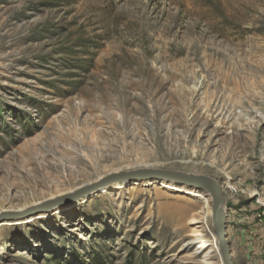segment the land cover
<instances>
[{"label":"rangeland","instance_id":"obj_1","mask_svg":"<svg viewBox=\"0 0 264 264\" xmlns=\"http://www.w3.org/2000/svg\"><path fill=\"white\" fill-rule=\"evenodd\" d=\"M264 264V0H0V264ZM27 212V213H25Z\"/></svg>","mask_w":264,"mask_h":264},{"label":"water","instance_id":"obj_2","mask_svg":"<svg viewBox=\"0 0 264 264\" xmlns=\"http://www.w3.org/2000/svg\"><path fill=\"white\" fill-rule=\"evenodd\" d=\"M153 178L176 182L181 186L191 187L196 190L202 191L205 193V195H208L210 197V221L211 227L215 234L220 261L221 264H232L230 251L228 249L227 235L225 232L226 214L222 208L224 197L222 196L218 183L206 177L154 170H138L129 173H119L102 179L95 184L83 186L74 195H64L53 201L44 203L43 206L54 208L58 206H64L71 202H77L105 186L121 183L128 179L148 181ZM3 217H6V215L0 216V220L3 219Z\"/></svg>","mask_w":264,"mask_h":264},{"label":"bare ground","instance_id":"obj_3","mask_svg":"<svg viewBox=\"0 0 264 264\" xmlns=\"http://www.w3.org/2000/svg\"><path fill=\"white\" fill-rule=\"evenodd\" d=\"M163 180H165V179H163ZM196 198H198V199H203V195H205V193L204 192H202V191H198V192H195L194 194H193ZM215 241H216V239H215ZM217 245V244H216ZM217 250H218V248H217ZM218 254H219V252H218ZM220 257V256H219ZM221 262V261H220Z\"/></svg>","mask_w":264,"mask_h":264},{"label":"built area","instance_id":"obj_4","mask_svg":"<svg viewBox=\"0 0 264 264\" xmlns=\"http://www.w3.org/2000/svg\"><path fill=\"white\" fill-rule=\"evenodd\" d=\"M264 206V205H263Z\"/></svg>","mask_w":264,"mask_h":264}]
</instances>
